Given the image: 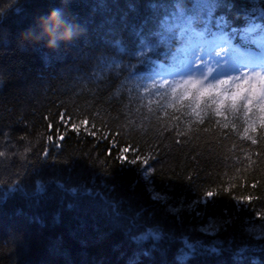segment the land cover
<instances>
[{
	"label": "trees",
	"instance_id": "16d2710c",
	"mask_svg": "<svg viewBox=\"0 0 264 264\" xmlns=\"http://www.w3.org/2000/svg\"><path fill=\"white\" fill-rule=\"evenodd\" d=\"M98 2L0 0V129L10 126L12 134L11 144L0 146L6 153L0 157V264H129L134 255L139 264H178L175 251H181L184 238L213 239L202 234L210 219L227 222L215 237L224 241L225 250L197 254L187 264H236L229 241L232 251L245 244L264 246V240L251 239L245 231L264 227L261 112L254 107L246 115L242 106L233 111L226 102L220 108L223 115L217 116L219 105L212 98L192 91L185 99L179 88L148 89L150 77L121 88L128 73L97 84L90 78L94 60L85 63L84 58L106 51L99 42L110 26L100 25L112 17L118 24L130 0H104L108 7L100 10ZM232 2L229 16L260 5L256 10L264 18L260 0ZM54 8L62 21L53 15ZM69 30L71 38L64 39ZM175 61L160 70L172 69ZM61 113L67 123L60 120ZM84 119L95 137L68 130ZM253 122L255 131L249 127ZM245 128L256 144L244 138ZM59 133L65 134L63 141ZM125 146L139 150L129 153L130 159L155 157L151 180L139 163L118 159ZM12 152L16 155L10 158ZM36 181L47 191L37 193ZM231 184L237 185V198L253 196L250 205L238 204L226 192L211 198L214 203H201L207 191ZM72 188L78 189L75 195ZM103 205L108 208L104 215ZM152 226L166 238L155 249L146 243L151 254L140 255L124 229ZM243 264H264V252L257 248Z\"/></svg>",
	"mask_w": 264,
	"mask_h": 264
},
{
	"label": "snow or ice",
	"instance_id": "6c2138e0",
	"mask_svg": "<svg viewBox=\"0 0 264 264\" xmlns=\"http://www.w3.org/2000/svg\"><path fill=\"white\" fill-rule=\"evenodd\" d=\"M261 9L264 10V0H260ZM108 5L104 0H99L95 8L97 10L105 9ZM235 5L232 0H130L126 5V10L119 14V23L116 18H108L102 21L100 27L109 25L105 32V38L100 41L106 51L100 55L95 56L89 53L84 59L87 61L94 60L95 63L91 66L90 78L97 82H107L110 77L120 78L124 73H128L125 79L121 82V88L131 83L138 77H151L153 74H158V70L169 63L170 60L177 59L178 56L184 53L188 47H195L199 44H207L215 40H221L227 48H220L215 52L217 57H224L231 52L233 56L243 59L245 63V70L239 71L235 75H225L221 78L210 79L213 76V69L209 68L205 74L200 77L188 76L186 79L178 81L176 87L172 89L173 92L182 86H190V89H195L199 98L216 97L219 98V107L216 110V115L221 116L223 113L220 108L224 107L226 102L231 103L233 111H239L241 106L245 110V114L253 112V108H257L261 113H264V41L256 38V27L247 23L250 16L257 15L255 8L248 9L244 12L232 13ZM53 15L58 21L63 20V15L58 8H54ZM223 10V11H222ZM245 21V23H237L238 21ZM72 25H69L71 29ZM215 29V31H214ZM126 34V36H125ZM97 45H90L96 47ZM55 47H58L56 45ZM125 57L128 61L125 62ZM132 60L136 63L133 64ZM203 63L202 59L197 56L193 63ZM219 64L220 61L218 60ZM226 64L227 61H224ZM254 65L255 67H248ZM77 72L82 71L81 67H76ZM207 82V83H206ZM169 81L165 79L163 85H167ZM161 85V86H163ZM152 87H156L155 84ZM187 91L185 99L193 95L191 90ZM217 100H213L216 103ZM198 107V105H197ZM193 114L200 118V112L196 108L192 109ZM71 119V118H69ZM60 120L65 121L64 114H60ZM199 122L204 123L200 118ZM260 126L264 128V115L260 117ZM65 123H67L65 121ZM254 123L249 127L255 131ZM90 121L84 119L79 123H71L68 130L79 133L82 130L92 136H96L97 132L89 128ZM224 128L229 125L225 123ZM51 123L48 128H52ZM95 128V124L91 125ZM235 127V125H233ZM244 138L250 140L252 144H256V140L248 135V128L244 129ZM22 140L23 137H18ZM49 142L53 137H47ZM65 139L64 133H59V140ZM12 134L10 126L0 129V146H8L11 144ZM131 146H125L123 154L118 156V159L125 163L141 165V169L146 173L145 179L151 180L155 169L152 167L150 161L155 159L153 155H134L129 158V153L138 152ZM12 152L10 158L15 157ZM6 153L0 151V157H5ZM49 183H54L60 190H64V185L52 180ZM237 185L231 184L218 188L216 191H207L204 193V199L201 203H214L211 199L223 193H228L230 198L237 201L238 204H249L253 200L252 195H242L236 197L233 195L234 189ZM256 185L253 184L252 187ZM12 189L11 191H15ZM22 191V190H21ZM35 191L37 193H44L47 191L46 185L41 181L35 182ZM73 195L78 191L76 188L69 189ZM84 194L90 195V190L85 188ZM8 193L5 194V199ZM27 195V193H25ZM159 199V196H156ZM200 205L198 204L197 207ZM206 206V204H204ZM227 224L225 220L210 219L208 225L204 226L202 234L213 237L210 241L205 240H189L184 238L182 240L183 247L180 251L178 264H187L189 258L201 254L219 255L224 249V241L216 239L221 229ZM246 234L254 240H264V227L258 231L253 229H246ZM124 234L127 239L140 249V255H150L151 250L155 249L156 245L165 239V233L158 227H147L143 231H133L132 228L124 229ZM148 242L152 243V249H146L144 245ZM229 241L228 251L232 252V256L236 264H243V261L249 255L256 251L264 252V246H257L245 244L239 246L232 251ZM129 264H139V261L133 258Z\"/></svg>",
	"mask_w": 264,
	"mask_h": 264
},
{
	"label": "rangeland",
	"instance_id": "374dc122",
	"mask_svg": "<svg viewBox=\"0 0 264 264\" xmlns=\"http://www.w3.org/2000/svg\"><path fill=\"white\" fill-rule=\"evenodd\" d=\"M259 39L261 41H264V36H260ZM203 45H204V49L202 50V52H198L195 46L194 48L193 47L190 48L188 53L184 54L183 57L180 58V62L183 63V66L176 67L175 69H173L172 72H170L171 75H173V77L175 78V81L177 82L181 81L182 78L186 79L190 75L200 77L202 74H205L209 68L213 69V76L210 77V79L221 78L222 76L225 75L238 74V72L240 71L238 70V67H242V65L239 64L237 61L238 57L233 56V54H231L230 52L227 56L224 57H217L215 55V52L219 51L220 48L222 47L227 48V46L224 43H221V40L218 41L215 40L214 42L210 41L209 43ZM197 56H199L202 59L203 61L202 64H200L199 62L195 64L193 63V61L196 60ZM218 60L220 61L219 64L217 63ZM224 61H227L228 63L226 64V66L224 65L225 64ZM224 66L226 69L227 68L230 69V71H228L227 74L221 72L222 70H224ZM243 68H245V66ZM242 71H244V69ZM157 78L162 81H164L165 79H167L168 81L170 80L168 74L166 73L159 74ZM148 86L151 87L152 85H148ZM188 87L190 88V86ZM195 94L197 95L198 92ZM212 98L217 100L219 99L216 97H212ZM262 115H264V113L260 114V116ZM261 227L262 226L260 227L251 226L250 229L258 231L259 229H261Z\"/></svg>",
	"mask_w": 264,
	"mask_h": 264
},
{
	"label": "bare ground",
	"instance_id": "6f19581e",
	"mask_svg": "<svg viewBox=\"0 0 264 264\" xmlns=\"http://www.w3.org/2000/svg\"><path fill=\"white\" fill-rule=\"evenodd\" d=\"M98 55H100V53H99ZM98 55H97V56H98ZM92 63L94 64L95 61H93ZM96 206H97V205H96ZM98 206H99V205H98ZM98 206H97V208H98ZM106 207H107V206L103 205V207H102L103 210H101V212H100L101 214L104 215L105 213H108V208H106ZM115 217H118V215H116V213H115ZM127 218H128V216H127ZM118 221H119V220H118ZM123 223H124V222H123ZM175 254H176L177 257L180 256V252H178L177 250L175 251ZM233 261H234V260H233Z\"/></svg>",
	"mask_w": 264,
	"mask_h": 264
},
{
	"label": "clouds",
	"instance_id": "9594fccd",
	"mask_svg": "<svg viewBox=\"0 0 264 264\" xmlns=\"http://www.w3.org/2000/svg\"><path fill=\"white\" fill-rule=\"evenodd\" d=\"M71 36H72V32H71V30H69V31L65 34L64 39H70ZM52 43L55 44V40H53Z\"/></svg>",
	"mask_w": 264,
	"mask_h": 264
}]
</instances>
